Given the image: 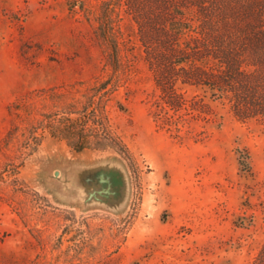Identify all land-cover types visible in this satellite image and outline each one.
<instances>
[{
	"label": "rangeland",
	"instance_id": "obj_1",
	"mask_svg": "<svg viewBox=\"0 0 264 264\" xmlns=\"http://www.w3.org/2000/svg\"><path fill=\"white\" fill-rule=\"evenodd\" d=\"M108 1L0 0V264H255L264 122L160 86Z\"/></svg>",
	"mask_w": 264,
	"mask_h": 264
},
{
	"label": "trees",
	"instance_id": "obj_2",
	"mask_svg": "<svg viewBox=\"0 0 264 264\" xmlns=\"http://www.w3.org/2000/svg\"><path fill=\"white\" fill-rule=\"evenodd\" d=\"M110 5L125 6L137 24L160 86L200 88L239 120L264 122V0H109L104 10ZM239 153L248 171L250 156ZM255 264H264V246Z\"/></svg>",
	"mask_w": 264,
	"mask_h": 264
}]
</instances>
